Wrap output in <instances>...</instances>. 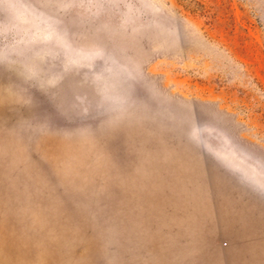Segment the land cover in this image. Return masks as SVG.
Segmentation results:
<instances>
[{
    "label": "rangeland",
    "instance_id": "obj_1",
    "mask_svg": "<svg viewBox=\"0 0 264 264\" xmlns=\"http://www.w3.org/2000/svg\"><path fill=\"white\" fill-rule=\"evenodd\" d=\"M0 264H264V0H0Z\"/></svg>",
    "mask_w": 264,
    "mask_h": 264
}]
</instances>
